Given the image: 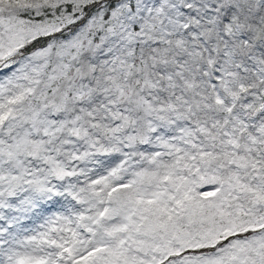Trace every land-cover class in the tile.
<instances>
[{"label":"snow or ice","instance_id":"1","mask_svg":"<svg viewBox=\"0 0 264 264\" xmlns=\"http://www.w3.org/2000/svg\"><path fill=\"white\" fill-rule=\"evenodd\" d=\"M0 264H264V0H0Z\"/></svg>","mask_w":264,"mask_h":264}]
</instances>
